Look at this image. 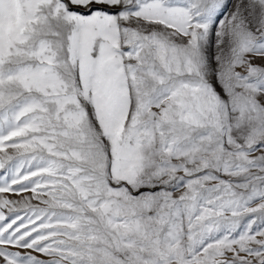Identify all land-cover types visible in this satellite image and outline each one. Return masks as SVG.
Returning a JSON list of instances; mask_svg holds the SVG:
<instances>
[{
  "label": "snow or ice",
  "instance_id": "snow-or-ice-1",
  "mask_svg": "<svg viewBox=\"0 0 264 264\" xmlns=\"http://www.w3.org/2000/svg\"><path fill=\"white\" fill-rule=\"evenodd\" d=\"M0 264H264V0H0Z\"/></svg>",
  "mask_w": 264,
  "mask_h": 264
},
{
  "label": "rangeland",
  "instance_id": "rangeland-1",
  "mask_svg": "<svg viewBox=\"0 0 264 264\" xmlns=\"http://www.w3.org/2000/svg\"><path fill=\"white\" fill-rule=\"evenodd\" d=\"M13 198H16V197H13Z\"/></svg>",
  "mask_w": 264,
  "mask_h": 264
}]
</instances>
